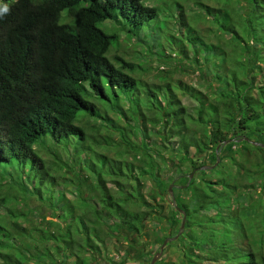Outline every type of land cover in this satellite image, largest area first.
Here are the masks:
<instances>
[{
  "label": "trees",
  "instance_id": "trees-1",
  "mask_svg": "<svg viewBox=\"0 0 264 264\" xmlns=\"http://www.w3.org/2000/svg\"><path fill=\"white\" fill-rule=\"evenodd\" d=\"M250 3L252 11L247 16V23L252 33L257 31L252 21L261 20L260 24H264V0H251ZM216 10L210 9L209 14L217 16L215 20L219 19L218 22L229 33H236L232 14L226 8ZM158 17V8L144 4L143 0H0V166L7 163L4 166L18 167L25 177L30 178L33 185L31 192L54 206V213L60 219L58 233L51 231L39 235L41 242L35 244L34 248L55 241V253L63 258L64 264H68L69 260H74L75 264H85L83 253L87 249L94 247L100 251L97 241H104L102 233L106 219L118 218V213L124 210L123 224L132 231L142 233L147 227V216L154 211L143 209L141 195L138 191L133 192V182L139 185L144 171L134 163L108 157L96 149L92 150L93 153L103 157L101 168L96 167L93 160L86 165L93 170L90 174L94 181L90 184L96 191L97 202H90L89 197L83 196L79 190L76 210V204L73 206L68 195L59 191L62 184L54 182L58 180L57 175H53L51 166L47 165L35 145L50 139L64 147L69 159L75 164L78 156L74 145L77 140H87L86 130L79 123L80 116L86 114L108 121L101 110L102 106L115 109L122 94L131 103L137 102L135 93L143 83L127 71L134 68L132 63L116 57L118 65L108 56L119 35L108 32L99 24L110 20L118 23L129 34H137L145 27L152 26ZM183 20L179 22L180 32L190 34L191 27ZM186 39L194 43L197 37L190 34ZM247 76L249 81L232 71L225 79L224 87L232 90L222 95L229 110L224 114H221L220 102L208 103L201 91L194 87L186 91L179 85L178 88L197 102V118L187 114L185 107L173 96L169 85L148 87L146 109L150 112L149 122L156 124L162 121L163 124L174 126L179 134L186 131L193 121L201 132L214 124L225 134L222 141L228 140L244 149L254 145L264 148L255 143L264 144V83L257 84L254 75ZM159 88L166 89L168 102L163 106L157 101L162 107L158 110L154 106L156 103L151 101L154 100L155 89ZM250 89L259 91L262 103L257 101L259 98L253 101L246 98ZM228 100L234 110L228 105ZM141 116L146 125L147 113L142 112ZM135 131L142 135L140 148L147 158L151 176L159 181L161 190H167V181L154 173L156 163L142 130ZM93 139L95 144H102L96 138ZM205 144L200 142L199 153L208 148ZM211 148L216 162L218 143ZM180 149L184 155L188 154V142L184 137ZM54 154L55 163L72 166L59 154ZM181 160L185 161L184 158ZM218 166L207 170L200 167L199 170L209 175L208 172L212 174ZM243 169L249 178L254 175L258 179L262 175L264 188V166L262 170L261 167L255 171L242 167L238 171ZM179 178L197 200V205L193 207L182 197L172 196L175 210L180 214L182 212L178 208L186 211V227L192 226V220L197 221L200 211L217 209L215 214L198 220L199 233L197 237H191L197 242L196 247L209 250L207 258L210 261H221L222 264H264V204L253 200L248 205L261 224V237L256 238L251 235L254 221L247 218L251 222L247 225L233 213L222 212L233 200L231 194L239 188L237 181L232 184L222 177L217 181L203 180V185V182L191 179L190 175H180ZM70 180L65 177L64 183ZM251 183L246 186L255 187ZM56 193L57 196L54 195ZM1 200L5 201L3 198ZM201 232L203 235L199 238ZM7 236V228L0 221V246H3L2 237ZM158 238L156 242L162 244L167 236ZM211 245L223 250L214 253L210 251ZM46 250L51 252L50 248ZM0 256L4 264H25L1 250ZM182 264L193 263L189 260Z\"/></svg>",
  "mask_w": 264,
  "mask_h": 264
},
{
  "label": "rangeland",
  "instance_id": "rangeland-1",
  "mask_svg": "<svg viewBox=\"0 0 264 264\" xmlns=\"http://www.w3.org/2000/svg\"><path fill=\"white\" fill-rule=\"evenodd\" d=\"M250 2L251 0H143L144 4L157 7L159 10V17L154 20L152 26L145 27L137 34H129L113 21L99 24L108 32L119 35L118 41L112 44L108 56L118 65L116 57H122L132 63L134 68L127 71L143 83L135 93L137 102L131 103L122 94L115 109L102 106L101 110L108 121L86 114L80 116L79 123L86 130L87 140H77L74 145L78 163L74 164L65 148L50 139L45 143H37L35 147L45 158L47 165L51 166L53 175H57L58 180L54 182L62 184L59 191H64L65 195H68L67 198L72 201L73 206L76 204V210L79 190L83 196L89 197L90 202H97L96 191L90 184L94 181L90 174L93 170L86 165L88 161L93 160L96 167L101 168L103 157L99 153H93L96 149L108 157L134 163L144 171L140 184L133 182V192L138 191L141 195L143 209L154 212L147 216V227L142 233L132 231L123 224L124 210L118 213V218L106 219L102 233L104 241H97L100 251L94 247L87 249L83 253L85 264H112L114 261H118V264H151L155 256L157 258L154 264H182L189 260L193 264H222L221 261H210L207 258L209 250L197 248L195 245L197 242L191 239L193 236L197 237L199 233L198 220L215 214L217 209L200 211L197 221L192 220L190 222L192 226L189 227H186L188 221L186 218L182 229L184 216L175 210L172 202V196H180L189 205L193 207L197 205V200L179 178L180 175L193 173L191 179L194 178L199 183L203 180L217 181L222 177L232 184L237 181L239 188L231 194L230 198L233 200L222 212L233 213L247 225L251 224L248 219L254 221L251 235L259 238L261 224L255 218L256 214L250 212L248 205L253 200L264 204L262 175L258 179L254 178V175L249 178L244 169V172L238 169L243 167L255 171L261 167L262 170L264 148L254 145L244 149L228 140L222 141L225 134L215 128L214 124L201 132L193 121L186 131L179 134L174 126L163 124L162 121L150 123V112L146 109L148 87L169 85L173 96L185 107L187 114L195 115L197 118V102L184 91L191 87L201 91L208 103L220 102L219 108L221 114H224L229 110L222 95L232 90L230 87H224V81L230 72L235 71L245 81H249L248 74L254 75L257 84L264 83V24H260L261 20L252 21L257 31L251 33V27L247 23V16L252 11ZM213 8H216V11L226 8L232 14L236 33H229L218 22L219 19L215 20L217 16L209 14ZM182 20L191 27L189 32L197 37L194 43L198 44L194 45L186 39L190 34L180 32L179 22ZM220 54L222 56H218ZM179 85L184 90L178 88ZM155 91L154 100L151 102L156 103L154 106L159 110L162 107L157 101L166 106L167 93L165 88ZM259 95L257 89H250L246 93V98L253 101L259 98ZM228 105L235 109L229 100ZM142 112L148 115L146 125L141 120ZM187 121L190 123L189 118ZM135 129L142 130L156 163L154 173L167 181L169 184L167 190H161L159 181L151 176L146 164L147 158L140 148L142 135ZM183 137L188 142L187 155L180 149ZM93 138L102 144H95ZM200 142L208 146L201 153L198 151ZM216 143L219 161L215 162L214 150L211 147ZM54 153L59 154L72 166L55 163ZM182 158L185 161L182 162ZM1 165L3 166H0V221L6 226L8 236L2 237L3 246H0V250L19 258L25 264H64L63 258L55 253V245L57 246L55 241L46 242L38 249L34 248L35 244L41 242L39 235L51 231L58 233L60 219L54 213V206L49 202H43L31 192L33 185L30 178L25 177L18 167L4 166L8 165L7 163ZM203 165L220 167L218 166L219 168L212 174L208 172V175L199 170ZM65 177L71 179V182L64 183ZM250 183L255 187H248ZM54 195L57 196V193ZM2 198L5 199L4 202ZM202 235L203 232L199 234V238ZM164 236L169 240L162 250L164 242L158 244L156 240ZM47 248H50L51 252L46 250ZM222 250L214 245L210 246V251L214 253ZM4 263L0 256V264ZM68 264H75L74 260H69Z\"/></svg>",
  "mask_w": 264,
  "mask_h": 264
},
{
  "label": "water",
  "instance_id": "water-1",
  "mask_svg": "<svg viewBox=\"0 0 264 264\" xmlns=\"http://www.w3.org/2000/svg\"><path fill=\"white\" fill-rule=\"evenodd\" d=\"M255 143L264 146V144H261V143H259V142H255ZM218 161H219V157H218ZM214 166H215V165H206V166H203L202 169H203V170H207V169H211V168L214 167ZM193 175H194V173L190 175V178H192ZM171 189H172V187H170V190H171ZM178 209L182 212V214H183V216H184V218H183V222H182V226H181V228L183 229L184 226H185V222H186L187 214H186V211H185V210H183V209H181V208H178ZM175 238H177V237H175ZM173 239H174V238H173ZM168 240H169V239H166V240L164 241L163 245L161 246V249H162V250H163L165 244L168 242ZM156 258H157V256H155V257L153 258L151 264H154V263H155Z\"/></svg>",
  "mask_w": 264,
  "mask_h": 264
},
{
  "label": "clouds",
  "instance_id": "clouds-1",
  "mask_svg": "<svg viewBox=\"0 0 264 264\" xmlns=\"http://www.w3.org/2000/svg\"><path fill=\"white\" fill-rule=\"evenodd\" d=\"M5 11H7V9H4Z\"/></svg>",
  "mask_w": 264,
  "mask_h": 264
}]
</instances>
